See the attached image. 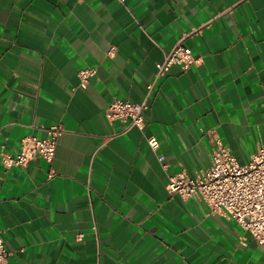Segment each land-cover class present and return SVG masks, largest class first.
Wrapping results in <instances>:
<instances>
[{
  "label": "crops",
  "instance_id": "crops-1",
  "mask_svg": "<svg viewBox=\"0 0 264 264\" xmlns=\"http://www.w3.org/2000/svg\"><path fill=\"white\" fill-rule=\"evenodd\" d=\"M180 39L199 62L157 79ZM152 82L144 130L106 118ZM53 125L52 163L0 159L9 264H264L235 219L166 188L211 166L215 138L240 164L264 147V0H0V152Z\"/></svg>",
  "mask_w": 264,
  "mask_h": 264
},
{
  "label": "built area",
  "instance_id": "built-area-1",
  "mask_svg": "<svg viewBox=\"0 0 264 264\" xmlns=\"http://www.w3.org/2000/svg\"><path fill=\"white\" fill-rule=\"evenodd\" d=\"M114 49L108 52L114 54ZM191 48L183 39L178 40L162 62L157 63V79L172 65H178L183 70L197 64ZM96 68L79 70V85L86 87L90 77L96 74ZM155 82L147 86V96L142 102H131L114 98L105 110L106 118L112 122H126V129L145 128V111L148 109V99ZM64 129L61 125H53L47 130L45 138L28 135L21 139V148L17 154L8 151L0 152L1 163L5 168L27 166L32 160L40 157L52 163L55 158L58 137ZM149 145L156 150L159 147L156 137L148 138ZM163 163L164 157L159 156ZM165 168L166 165L163 164ZM53 172H50L52 176ZM170 195L177 194L182 198L196 196L204 201L214 213L235 219L248 230L253 239L264 244V147L260 146L247 164H240L219 138H215L212 149L211 166L201 170L195 177L184 173L170 175L167 182ZM12 252L5 245L0 232V264H9Z\"/></svg>",
  "mask_w": 264,
  "mask_h": 264
}]
</instances>
